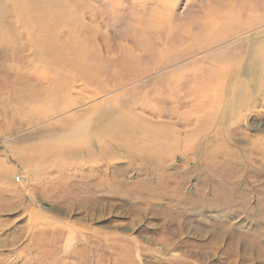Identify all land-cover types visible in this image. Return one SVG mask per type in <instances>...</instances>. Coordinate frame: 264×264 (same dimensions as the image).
I'll return each instance as SVG.
<instances>
[{"label":"rangeland","instance_id":"rangeland-1","mask_svg":"<svg viewBox=\"0 0 264 264\" xmlns=\"http://www.w3.org/2000/svg\"><path fill=\"white\" fill-rule=\"evenodd\" d=\"M135 1L140 4L137 9L131 0H124L125 17L117 22L112 17L110 0H72L89 25L95 22L89 21L88 12L94 9L99 14L97 23L101 28H92V36L105 53L106 39L111 40L116 51L112 61L124 62L121 74L125 87L119 91L121 100L114 101L113 106L122 111L123 107L127 112L133 108L132 102L144 98V92L173 87L180 96L179 103L190 110L193 102H187L186 95L194 94L197 102L199 92L206 88L210 89V102L215 106L213 111L206 109L212 111L211 118L200 127L195 123L182 126L173 116H149L156 123L152 134H159L158 142L149 147L153 151L134 154L146 157L152 153L154 164L143 167L137 159L130 161L136 163L133 173L121 177L124 183L120 181L123 184L118 185L121 188L118 194L111 193L109 185L98 180L110 176L116 168L114 177L122 174V169L125 171L123 163L129 161L128 153L118 145L107 148L106 161L96 162L101 164L96 165L98 178L93 185L87 182V178L93 177L89 173L70 185L59 181L36 185L34 193L39 191L34 194L35 200L51 210L41 219L51 222L47 217L57 218L50 227H36L41 219L33 205L19 190L12 189L8 210L0 211V226H10L0 231V264H264V112L261 111L264 108H256L252 100L247 101L245 108H239L228 83L232 79L229 73L232 64L251 59V52L258 50V46L251 48L250 56L245 58L242 52L250 50L246 44L264 39V26L263 35H257L264 25V0ZM239 6L242 7L236 11ZM136 10L139 17L133 14ZM14 25L17 28L20 23L15 21ZM21 28L18 36L22 47L27 42V33ZM83 31L82 37L88 38V31ZM134 38L139 46H133ZM167 40L170 45L165 50ZM8 48L7 54L18 51L12 43ZM123 48L127 56L121 52ZM1 52L2 47L0 62L4 54ZM249 68L252 69L246 66ZM134 76L140 79L130 81ZM111 78L112 84L116 79ZM239 79L253 94L263 93L264 87L256 89L253 79L242 74ZM240 85V81L235 82L236 87ZM104 99L89 101L88 109ZM178 100L172 97V101L160 105L171 111ZM28 124L16 120L14 128L2 131L11 137L15 151L9 165L16 173L29 176L33 184V172L22 169L24 166L19 164L15 153L20 154L19 149L26 148L42 150L38 145L45 148L46 136L43 142L40 138L47 130L46 125L30 128L33 123ZM52 132L55 129L49 130ZM192 132L200 136L184 141ZM88 142L89 154L103 152L96 137L88 136ZM208 144L211 146L205 150ZM25 159L23 162L28 164L37 163L32 156ZM32 165L37 166H26L34 169ZM8 180L16 184L12 176ZM139 182V190L134 189ZM29 224L31 230H27Z\"/></svg>","mask_w":264,"mask_h":264},{"label":"bare ground","instance_id":"bare-ground-1","mask_svg":"<svg viewBox=\"0 0 264 264\" xmlns=\"http://www.w3.org/2000/svg\"><path fill=\"white\" fill-rule=\"evenodd\" d=\"M112 2L113 5L111 4ZM110 4L112 5L113 19L117 22L123 21L125 17L123 10L125 6L124 0H110ZM131 4H133L136 9L140 6L135 0H131ZM11 6L13 8H11ZM240 7L242 6L237 7L236 11ZM96 9L98 10V8ZM80 13L78 9L74 8L72 0H0V47H2L1 53H4L3 61L0 62V147L3 148V151L0 150L2 151L0 152L1 212L8 210L12 198L10 192L13 191L12 189H17L20 194L22 193L27 197L26 201L33 205L32 209L37 213L40 219L46 217V211L50 212L51 210L43 207V205H41L42 203L35 200L36 197L34 194H37L39 190L37 193H34V187L38 184L42 185L45 182L53 183L55 181L70 185L77 180L85 178L86 176L84 173H89L93 176L92 178L89 176L91 178H89V180L87 178V182L90 181L93 185L96 178H98L95 176L96 165L101 164L96 162L107 160V148H110L112 145L125 148L126 153H128L127 158L129 161L123 163L125 164V171L122 169V174L114 177L115 172L118 171L116 168L110 176L106 174L105 171V174L108 176L98 180L100 184L106 182L109 185V188L107 187L109 191L118 194L121 189L118 185L124 183L123 179L126 178V173H131L134 170L133 164L136 163H130V161L137 159L140 162L138 165L143 167L154 164L152 162L155 161V155L153 156L152 153L151 155L148 154L149 156L147 155L146 157L135 155L139 152H147L149 147L153 148L151 147L153 143L158 142L159 134H152L153 130L156 128V123L148 119L149 116L155 118L173 116L181 121L182 126H189L195 123L200 127L207 123L208 118H211L209 114L213 111L212 109L215 106L211 105L209 98L211 94L209 92L210 89L206 88H202V92H199L201 96L197 102H195L194 94L187 93V102H193L190 103V110L183 107L184 104L181 105V103H179L178 98L180 96L176 92V89L172 90L173 87H170V90L164 87V90L155 88L156 90L153 89L150 92H144L143 100L132 102L133 108L127 112H124L126 109L121 106L123 111L114 107V101L118 102L121 100L119 91L125 87L123 74H121L124 69V62H121V60H119L118 63H116L117 61H112L114 60L116 51L110 44L111 40L109 41V39H106L108 41H105L107 51L105 53L103 49L98 46L99 44H97L98 41H96V38L92 36V28H101L100 24L97 23L99 14L94 12V9L88 12L89 21L91 19V22H95L94 25L91 23L89 25L84 19V16H82L83 14ZM133 14L139 17L137 15V10L136 13ZM15 21L20 23L17 28L14 25ZM142 25L144 26V24ZM21 26L27 33V42H25L26 44L23 43L24 45H22V47L20 46L21 38L18 36V28H21ZM263 26L262 24L259 27L257 35H263L261 32ZM83 30L88 31L89 37L86 39L82 37ZM64 36L66 37L64 38ZM131 37H133V35ZM131 42L133 46L140 45L136 41V38ZM11 43L14 44V49H16L17 46L18 51L14 50L13 53L9 52L7 54L9 50L8 44ZM4 44L7 45L6 50ZM167 45L169 48L170 43L168 40L165 45V50H168ZM246 45L250 50H242L243 57L250 56L249 53L252 51L251 48L253 47L258 46V50L254 49L253 52H251V59L245 57L249 60L247 65L246 63L244 64V62L247 61L246 59L237 60L238 62L236 61L237 63H234L235 66L232 64V68L229 71L232 79L228 81L229 86L232 88V99L238 101L239 108H245L247 101L252 100L251 102L255 103L254 106L256 108L263 109L264 90L263 93L257 92L253 94L248 89V86L240 80L241 78L239 79V76L242 74L244 77H248L251 80L253 79V83H255L253 86L256 89L264 87V39L255 40L253 45L249 43ZM256 50L260 52H255ZM121 52L126 56L128 55L125 48L121 49ZM165 65L168 66V64ZM246 66H251L252 69H246ZM146 74L147 73L143 75ZM111 77H113L114 80L116 79L112 84ZM137 77L135 78L134 76L130 81L134 82L139 80L140 78ZM221 77L225 76L222 74ZM236 81H240L242 86L236 87ZM208 82H210V80H208ZM216 93L218 94V92ZM112 95H114L113 99H107ZM98 97L105 98L103 103L98 105L94 104L88 109V102L93 101L95 103ZM172 97H176L178 101H173L175 106L171 111L162 108L160 104L168 102L169 100L172 101ZM99 101H101V99ZM208 107L209 109L211 108L210 110L212 111L208 110L209 112H207L206 109ZM101 109H106L108 111L102 112ZM261 111L264 112V110ZM88 116L89 118L90 116L93 117V120L90 118L91 120L88 121ZM84 119H87V121L84 122ZM16 120H19L20 123H29L28 125L33 123L32 126L30 125V128L46 125L47 132L40 138L43 142L46 136L45 144L47 146L45 148L38 145L37 147L42 150H38L37 148H26L23 150L19 149L20 154L15 153L19 164L21 163L20 165L22 166L23 164L24 166L22 169L26 171L31 169L33 172L35 185H33L34 183L31 184L29 176L22 175L20 172L16 173V169L14 170V168L9 165V159H12V155L15 151L12 148L13 144L10 143L11 137L5 136L7 134H3L5 132L2 130L10 131L11 128H14L13 126ZM50 129H55V132L49 133ZM199 134L192 132L187 137L185 136L184 141L187 139L191 141L192 139L196 140L200 136ZM88 136L96 137L101 141L102 145L100 147L103 149V152L99 151L98 155L88 153V146H91L88 142ZM258 138L262 139L261 136ZM258 138L254 137V140ZM108 145L109 147H107ZM208 145L205 150L211 146ZM149 150L153 151L152 149ZM259 151L262 150L260 149ZM26 156H32L33 161L35 160L37 163L28 164L23 162L26 160ZM30 164H37V166H35L36 169L33 165L34 169L31 167L28 168ZM161 169L163 170L162 167ZM11 176L16 181L15 185L13 184L15 182L12 183L16 187H13L10 183L11 179L8 180ZM149 176L151 178L153 177L152 171L149 173ZM121 177H123V179H121ZM116 179H118L117 182ZM136 184L134 189L139 190L141 183L139 182ZM40 191L42 190L40 189ZM75 192L74 190V193ZM66 215L70 216L69 213H66ZM30 219H33L32 215H30ZM47 219L51 220V222L41 219L38 220L36 227H50L52 222H57V218L55 217H47ZM9 227L8 225H1L0 231H4L7 228L9 229ZM31 229L32 226L29 224L27 230Z\"/></svg>","mask_w":264,"mask_h":264}]
</instances>
